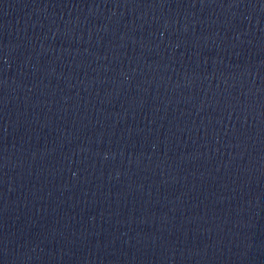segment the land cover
Here are the masks:
<instances>
[{
    "label": "water",
    "instance_id": "obj_1",
    "mask_svg": "<svg viewBox=\"0 0 264 264\" xmlns=\"http://www.w3.org/2000/svg\"><path fill=\"white\" fill-rule=\"evenodd\" d=\"M0 264H264V0H0Z\"/></svg>",
    "mask_w": 264,
    "mask_h": 264
}]
</instances>
